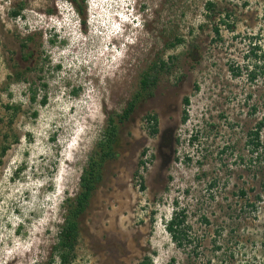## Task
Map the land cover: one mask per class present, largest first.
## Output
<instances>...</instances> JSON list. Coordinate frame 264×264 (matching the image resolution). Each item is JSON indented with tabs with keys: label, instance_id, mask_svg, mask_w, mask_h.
I'll return each instance as SVG.
<instances>
[{
	"label": "rangeland",
	"instance_id": "1",
	"mask_svg": "<svg viewBox=\"0 0 264 264\" xmlns=\"http://www.w3.org/2000/svg\"><path fill=\"white\" fill-rule=\"evenodd\" d=\"M262 65L264 0H0V264H58L109 117L69 264H264Z\"/></svg>",
	"mask_w": 264,
	"mask_h": 264
},
{
	"label": "trees",
	"instance_id": "2",
	"mask_svg": "<svg viewBox=\"0 0 264 264\" xmlns=\"http://www.w3.org/2000/svg\"><path fill=\"white\" fill-rule=\"evenodd\" d=\"M86 0H81L84 3ZM207 11H211L214 9L215 4L212 2H207L205 5ZM78 14L80 16L84 15L85 12L81 8H76ZM14 16H18V13H14ZM84 21L83 19L81 20ZM223 25H227L225 21L220 20ZM215 33L218 35V29L214 28ZM180 44V41L177 40L176 44H172L171 47L174 45ZM237 75V74H236ZM250 79L254 80L257 76H262L264 79V65L256 66L250 72ZM17 79H20L17 76ZM148 85L147 78L142 80V88L146 89ZM35 100V95L31 96V101ZM42 104L45 103L43 100ZM184 104L188 105V100H184ZM134 108V101L130 102L127 108L123 111L121 116L118 118L123 119L127 118L128 115L132 112ZM187 120L186 113L183 114L182 122ZM152 122V134L157 133V119L155 116L149 119ZM107 128L104 130L102 134V138L98 142L97 151L91 156L87 162L86 168H84L78 183V193L71 198H67L64 202V209L65 212L63 214V221L62 224L59 226V231L57 234V244L53 247V255L57 256L58 264H69V257L70 252L73 249L75 240H76V233L78 227V218L81 213L84 211L89 198L92 192L95 189L96 184L100 180V168L102 162L110 155L112 144L115 141L116 133H117V126L115 125V121L113 118L109 117L107 120ZM264 130V118L261 119L255 126L253 131L249 132L251 136L250 143L252 145L251 153L256 154L259 156V152H264V146L260 142V132ZM7 148H2V154H5ZM243 195V193H242ZM184 222V216L182 212L175 214L170 221L166 224V230L171 235L172 240L177 244L178 247H182V241L185 238V232L182 230V225ZM140 264H150L148 259L144 260Z\"/></svg>",
	"mask_w": 264,
	"mask_h": 264
}]
</instances>
